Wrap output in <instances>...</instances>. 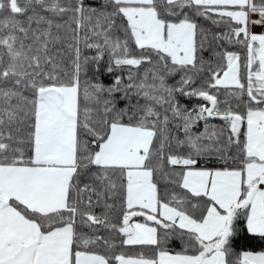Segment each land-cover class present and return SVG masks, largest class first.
<instances>
[{"label": "snow or ice", "instance_id": "1", "mask_svg": "<svg viewBox=\"0 0 264 264\" xmlns=\"http://www.w3.org/2000/svg\"><path fill=\"white\" fill-rule=\"evenodd\" d=\"M257 249L264 0H0V264Z\"/></svg>", "mask_w": 264, "mask_h": 264}, {"label": "trees", "instance_id": "2", "mask_svg": "<svg viewBox=\"0 0 264 264\" xmlns=\"http://www.w3.org/2000/svg\"><path fill=\"white\" fill-rule=\"evenodd\" d=\"M215 123L217 124H222V122L220 121H215ZM140 219V218H137ZM117 244H119V238H117ZM169 248L171 250V252L175 253V252H179L182 250V245L179 243V241H175L173 240L170 245ZM142 249L139 248V246H135V247H125V248H117V251H125L128 254H132L135 255L137 254L139 251H141ZM257 250H264V249H257ZM99 251H103V249H99ZM151 254V253H149Z\"/></svg>", "mask_w": 264, "mask_h": 264}]
</instances>
